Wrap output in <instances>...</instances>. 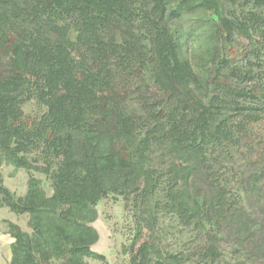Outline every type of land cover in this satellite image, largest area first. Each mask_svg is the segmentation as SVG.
I'll return each instance as SVG.
<instances>
[{
  "label": "trees",
  "instance_id": "trees-1",
  "mask_svg": "<svg viewBox=\"0 0 264 264\" xmlns=\"http://www.w3.org/2000/svg\"><path fill=\"white\" fill-rule=\"evenodd\" d=\"M190 11L214 19L206 78L183 53L191 34L180 20ZM27 100L43 114L25 115ZM258 109L264 0H0V168L43 173L53 189L48 196L33 175L24 197L0 184V205L29 215L30 232L9 223L12 264L103 260L92 250L93 209L128 191L152 212L138 218L130 264H217L222 238L264 229L233 213L235 184L223 177L236 151L254 148ZM159 197L189 231L186 250H164L155 237Z\"/></svg>",
  "mask_w": 264,
  "mask_h": 264
},
{
  "label": "rangeland",
  "instance_id": "rangeland-1",
  "mask_svg": "<svg viewBox=\"0 0 264 264\" xmlns=\"http://www.w3.org/2000/svg\"><path fill=\"white\" fill-rule=\"evenodd\" d=\"M213 21L214 19L208 12L201 11L186 12L180 20L186 32L191 34L185 42L183 53L199 78H206L208 75L212 47L215 46L213 34L209 29ZM69 37L72 41L75 40L76 31L74 29L70 31ZM253 63L252 67L257 71L261 62L254 60ZM227 78L231 77H224L225 83L230 85L231 81ZM22 109L25 115L31 117L40 116L45 110L35 100H27ZM255 112L258 114L253 115L256 117L255 127H253V132L256 134L254 148L251 151L244 148L236 151L234 163L225 166L226 170L223 175V177L228 176L235 184L233 188L228 189L232 211L241 218V222L251 220V223H254L250 230L257 228L264 220V171L260 172L261 169L254 167L258 165L256 160L262 156L261 153L264 151V112L259 109ZM242 116L244 115L238 114L230 117L234 121L241 120ZM219 173L221 175L222 171L220 170ZM31 175L39 180L41 188L48 196H51L52 184L45 174L36 171L29 172L24 168L17 169L6 163L0 168V184L16 196L24 197L29 189ZM140 203L141 201L136 198V193L133 191H128L126 195L109 192L101 198L93 209L97 215L91 226L98 233L99 241L92 247V250L104 259L85 258V264H130V258L125 250L133 243L139 216L144 212H150L143 206L145 204L140 206ZM8 209L0 205V233L9 230V223L18 225L25 232H30L29 215H14V217L11 215L13 218L10 220ZM152 211L156 213L155 216L159 220L155 237L159 238L162 249L183 251L192 245L189 240V231L180 225L178 220L172 218L165 200L159 197L153 203ZM234 240H223L222 238L218 242L221 255L216 261L217 264H264V252L260 253L255 250V245L258 246L261 240L264 241V229L258 235L249 237L247 241ZM238 244H245L246 247L240 250L237 247ZM8 257L10 258L9 254ZM6 264H12L11 258Z\"/></svg>",
  "mask_w": 264,
  "mask_h": 264
},
{
  "label": "crops",
  "instance_id": "crops-1",
  "mask_svg": "<svg viewBox=\"0 0 264 264\" xmlns=\"http://www.w3.org/2000/svg\"><path fill=\"white\" fill-rule=\"evenodd\" d=\"M8 210H9L8 216L11 220L16 214L13 213L10 209ZM11 215L13 217H11ZM14 242H15V239L12 237L9 230L7 232L5 231V233H0V264H6V262L10 258H11V263H12V257H13L12 246ZM8 254L10 258L8 257Z\"/></svg>",
  "mask_w": 264,
  "mask_h": 264
}]
</instances>
